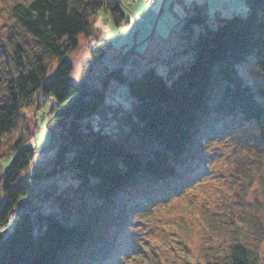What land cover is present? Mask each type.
<instances>
[{
    "label": "trees",
    "instance_id": "16d2710c",
    "mask_svg": "<svg viewBox=\"0 0 264 264\" xmlns=\"http://www.w3.org/2000/svg\"><path fill=\"white\" fill-rule=\"evenodd\" d=\"M243 1L246 14L216 15L213 23L207 5L194 0L183 18L192 57L167 76L153 65L128 75L109 71L103 63L109 47L90 46L89 70L103 63L105 87L111 78L125 84L133 99L128 108L108 102L105 89L73 83L74 65L67 56L79 47L80 35L89 42L95 37L92 17L100 8H108L117 24L125 18L117 0H0V156L3 139L41 94L55 96L47 115L48 126L54 122L57 129L50 169L33 168L19 182L41 150L20 145L0 176L6 193L0 225L15 216L13 230L0 232V264H121L118 258L134 247L133 217L205 178L210 146L223 137L248 144L247 151L258 147L257 161L240 162L234 175L232 200L241 205L245 180L264 159V101L237 68L254 59L264 71V0ZM135 51L134 46L123 55L124 62L143 57ZM71 172L79 182L71 193L57 191L55 183L45 195L34 191L32 183ZM31 197H36L31 204L17 207ZM249 209L235 220L254 223L262 241L263 218ZM202 217L210 226L214 222L207 212ZM253 247L233 242L225 256L207 263L263 264Z\"/></svg>",
    "mask_w": 264,
    "mask_h": 264
},
{
    "label": "rangeland",
    "instance_id": "374dc122",
    "mask_svg": "<svg viewBox=\"0 0 264 264\" xmlns=\"http://www.w3.org/2000/svg\"><path fill=\"white\" fill-rule=\"evenodd\" d=\"M117 1L123 8L121 0ZM193 1L155 0V3L148 6L146 0H139L135 10L137 14L145 18L139 25L135 23L134 18H126V16L117 24L108 8H100L92 17L96 27L95 37L89 42L80 35L79 47L67 55L74 65L70 80L77 85L85 81L90 87L105 89L108 102L130 108L133 99L125 84L111 78L107 86H104V60L108 59V62L114 66L117 64L118 67L115 70L119 69L123 74L128 75L131 72L130 69L135 71L153 65L160 74L167 76L172 67L183 65L192 57V53L187 50V30L183 28V18L191 12ZM195 1L207 5L208 14L213 23H215L216 15L230 18L236 13L246 14L247 11L243 0ZM104 42H107L110 47H115L114 52L109 55L110 57H103V63L97 65L100 70L95 65H91L92 70H89L91 61L89 47L92 46L93 50H96L101 48ZM134 46L137 48L135 52L142 54L143 57L134 64L124 62L123 55ZM57 66L58 62L55 61L50 68L49 79L54 76ZM237 68L253 87L255 96L260 101H264V71L257 68L254 59L238 63ZM55 104L54 95L41 94L36 97L32 106L24 109L17 128L10 137L3 139L0 176L12 164L15 152L20 145L21 150L30 148L41 150L38 151L37 161L22 172L19 182L28 179L33 168H51L49 162L55 154V148L49 147L57 129L54 122L48 126L47 113ZM95 120L92 119L94 124H96ZM247 148L248 144L229 137L217 139L210 146L211 157L208 162L210 173L205 178L199 179L181 196L154 203L146 213H139L133 217L129 236L133 240L134 247L127 248L128 251L131 250L130 255H121L118 262L121 264H208V260L225 256V250L230 244L241 242L252 248L254 245L258 246L260 259L264 264V239L262 241L257 239L254 223L249 220H240V218L235 220L242 213L243 208L249 205V211L259 215L264 222V159L258 169L253 168V175L247 176L245 180L247 189L239 198L242 201L241 205L237 206L232 200L236 190V184L233 182L234 175L240 162L246 160L250 165V160L257 161L255 150L258 147L251 151H247ZM94 178L91 177V179ZM54 183L57 187L59 186L57 191L71 193L72 188L79 182L71 172L63 178L55 176L32 184L35 187L34 191L45 195L47 189ZM36 197L29 199L30 204ZM5 199L6 193L0 182V207ZM258 202L262 204V207H257ZM202 212H207L210 219H214V222L210 223L211 226L203 222ZM100 215L102 216L100 221L103 222L105 212L102 211ZM222 221L223 223L220 224ZM234 221L237 223L234 224ZM14 224L15 216L11 214L4 227L0 225V232L5 231L4 234H8L13 230ZM227 226H232V230L228 231Z\"/></svg>",
    "mask_w": 264,
    "mask_h": 264
},
{
    "label": "built area",
    "instance_id": "2783aa9c",
    "mask_svg": "<svg viewBox=\"0 0 264 264\" xmlns=\"http://www.w3.org/2000/svg\"><path fill=\"white\" fill-rule=\"evenodd\" d=\"M138 0H128V1H122V6L125 8V10L130 14V16L132 18L135 19V23H139L143 20V17L142 16H137L136 13H135V9H134V6H135V3L137 2ZM153 2V0L149 1V3ZM108 57V56H106ZM105 61V64L108 65L109 69L111 71H114L118 66H114L113 64L109 63L108 62V59L104 60Z\"/></svg>",
    "mask_w": 264,
    "mask_h": 264
},
{
    "label": "water",
    "instance_id": "95a60500",
    "mask_svg": "<svg viewBox=\"0 0 264 264\" xmlns=\"http://www.w3.org/2000/svg\"><path fill=\"white\" fill-rule=\"evenodd\" d=\"M30 200L29 199H23L22 201H20L17 205L18 208H22L25 207L26 205L30 204Z\"/></svg>",
    "mask_w": 264,
    "mask_h": 264
}]
</instances>
